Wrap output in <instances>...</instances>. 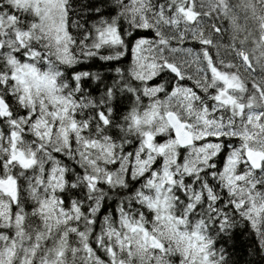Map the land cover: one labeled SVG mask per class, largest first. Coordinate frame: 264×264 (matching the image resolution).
Here are the masks:
<instances>
[{"label":"snow or ice","instance_id":"1","mask_svg":"<svg viewBox=\"0 0 264 264\" xmlns=\"http://www.w3.org/2000/svg\"><path fill=\"white\" fill-rule=\"evenodd\" d=\"M236 229L264 261V0H0V264H241Z\"/></svg>","mask_w":264,"mask_h":264},{"label":"trees","instance_id":"2","mask_svg":"<svg viewBox=\"0 0 264 264\" xmlns=\"http://www.w3.org/2000/svg\"><path fill=\"white\" fill-rule=\"evenodd\" d=\"M77 70H96L95 66L78 68ZM259 241L254 235H250L247 231L242 229L234 230L231 239L227 237L218 240L217 247L224 246L233 255V257L243 264L244 261L249 259L256 260L257 264H264V261L259 257L249 256L250 248L255 244L258 246Z\"/></svg>","mask_w":264,"mask_h":264},{"label":"rangeland","instance_id":"3","mask_svg":"<svg viewBox=\"0 0 264 264\" xmlns=\"http://www.w3.org/2000/svg\"><path fill=\"white\" fill-rule=\"evenodd\" d=\"M227 39H228V37H227V36H225V37H224V40H225V42L227 41Z\"/></svg>","mask_w":264,"mask_h":264}]
</instances>
